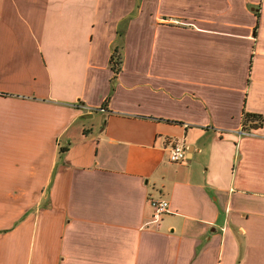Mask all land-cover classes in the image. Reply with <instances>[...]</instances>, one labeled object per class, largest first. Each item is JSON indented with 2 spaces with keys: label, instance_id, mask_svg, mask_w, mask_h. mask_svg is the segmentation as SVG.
<instances>
[{
  "label": "crops",
  "instance_id": "obj_1",
  "mask_svg": "<svg viewBox=\"0 0 264 264\" xmlns=\"http://www.w3.org/2000/svg\"><path fill=\"white\" fill-rule=\"evenodd\" d=\"M0 264H264V0H0Z\"/></svg>",
  "mask_w": 264,
  "mask_h": 264
},
{
  "label": "built area",
  "instance_id": "obj_2",
  "mask_svg": "<svg viewBox=\"0 0 264 264\" xmlns=\"http://www.w3.org/2000/svg\"><path fill=\"white\" fill-rule=\"evenodd\" d=\"M112 62L116 63V66L119 65V57L118 55H113ZM238 135H251L252 129L246 128L243 124L241 128L237 131ZM185 158L184 147L181 143H174L171 145L169 149V160L172 162H179ZM150 205L153 209V216L155 219H159L161 215L168 212L169 203L164 198H151Z\"/></svg>",
  "mask_w": 264,
  "mask_h": 264
},
{
  "label": "trees",
  "instance_id": "obj_3",
  "mask_svg": "<svg viewBox=\"0 0 264 264\" xmlns=\"http://www.w3.org/2000/svg\"><path fill=\"white\" fill-rule=\"evenodd\" d=\"M114 69V67H113ZM115 70V69H114ZM118 71H115V73H117ZM254 120H258L259 123H258V126L261 124L263 118L260 114H255V113H249V112H246L244 113V116H243V125L246 126V124L249 122V121H254Z\"/></svg>",
  "mask_w": 264,
  "mask_h": 264
},
{
  "label": "rangeland",
  "instance_id": "obj_4",
  "mask_svg": "<svg viewBox=\"0 0 264 264\" xmlns=\"http://www.w3.org/2000/svg\"><path fill=\"white\" fill-rule=\"evenodd\" d=\"M258 123L259 121L258 120H254V121H249L247 124H246V128L248 129H251L253 127H257L258 126Z\"/></svg>",
  "mask_w": 264,
  "mask_h": 264
}]
</instances>
